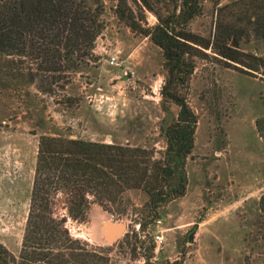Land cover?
<instances>
[{
    "label": "rangeland",
    "instance_id": "1",
    "mask_svg": "<svg viewBox=\"0 0 264 264\" xmlns=\"http://www.w3.org/2000/svg\"><path fill=\"white\" fill-rule=\"evenodd\" d=\"M102 1L106 27L100 36L110 49L119 48L118 64L110 65L108 54H94L78 71L47 79L0 58V242L14 254L22 245L41 135L154 148L159 157L178 117L180 106L162 93L168 75L162 49L117 17L116 0ZM128 1L143 18L140 26L158 22L140 0ZM234 1H205L187 29L213 43L218 7ZM151 3L162 16L173 7L170 0ZM213 48L194 59L188 81L170 84L198 117L184 196L163 206L145 232L135 222L139 212L119 217L92 204L86 219L77 221L68 216L64 196L56 197L55 211L66 216L71 235L111 248L110 264H144L153 245L158 262L250 264L252 257L258 264L262 250L248 238L264 193V141L256 128L264 112V79L227 67ZM240 48L264 54V43L254 38L246 37ZM128 197L140 208L147 200L139 190ZM135 232L144 247L136 244Z\"/></svg>",
    "mask_w": 264,
    "mask_h": 264
},
{
    "label": "trees",
    "instance_id": "2",
    "mask_svg": "<svg viewBox=\"0 0 264 264\" xmlns=\"http://www.w3.org/2000/svg\"><path fill=\"white\" fill-rule=\"evenodd\" d=\"M116 1L117 17L150 36L163 51L168 74L163 97L180 106L166 131V149L158 157L154 148L41 135L21 249L14 254L0 242V264H110L111 248L92 246L71 235L66 216L55 211L56 197L64 196L68 216L77 221L86 219L92 204L119 217L139 212L142 218L135 222L145 232L163 206L186 194L187 161L195 147L197 114L170 84L188 81L195 70L194 59L203 58V48L211 44L227 67L264 79V54L240 48L246 37L264 43V0L219 6L213 43L187 29L207 0H170L173 7L168 6L167 16L156 12L151 0H140L158 18L149 28L140 26L137 20L143 18L136 17L128 0ZM212 1L220 4V0ZM104 12L102 0H0V58L10 59L32 77L50 79L78 71L94 59L95 41L106 27ZM256 128L264 141V112ZM133 190L147 198L141 208L128 197ZM252 227L248 239L259 244L258 264H264V193ZM135 242L144 247L137 235ZM150 249L153 252L144 264H183L181 260L155 261L154 245ZM249 261L257 260L250 257Z\"/></svg>",
    "mask_w": 264,
    "mask_h": 264
},
{
    "label": "built area",
    "instance_id": "3",
    "mask_svg": "<svg viewBox=\"0 0 264 264\" xmlns=\"http://www.w3.org/2000/svg\"><path fill=\"white\" fill-rule=\"evenodd\" d=\"M93 53L94 54H108V58H107V62L110 64V65H116L118 64L119 62V53H120V50L119 48H113V49H110V45L107 41H104L101 36H98V38L96 39L95 41V45H94V48H93ZM159 241H162V237L159 236V234H157L155 236V242H159Z\"/></svg>",
    "mask_w": 264,
    "mask_h": 264
},
{
    "label": "bare ground",
    "instance_id": "4",
    "mask_svg": "<svg viewBox=\"0 0 264 264\" xmlns=\"http://www.w3.org/2000/svg\"><path fill=\"white\" fill-rule=\"evenodd\" d=\"M117 230H119V231H120V230H121V228L118 226V227H117Z\"/></svg>",
    "mask_w": 264,
    "mask_h": 264
}]
</instances>
